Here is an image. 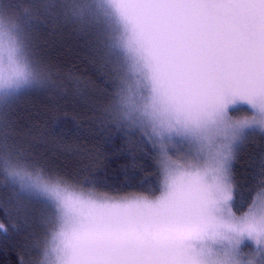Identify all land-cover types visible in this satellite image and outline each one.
<instances>
[{"label": "snow or ice", "instance_id": "snow-or-ice-1", "mask_svg": "<svg viewBox=\"0 0 264 264\" xmlns=\"http://www.w3.org/2000/svg\"><path fill=\"white\" fill-rule=\"evenodd\" d=\"M102 3L119 31L127 67L121 84L134 86L122 100L158 118V128L145 134L158 150L162 180L155 198L103 194L70 215L45 194L56 214L51 231L67 227V264H229L237 255L264 256V210L249 205L234 212L231 167L211 187L190 179L164 190L172 164L205 158L209 146L202 141L237 119L240 106L249 110L245 121L264 118V0ZM213 144L220 155L232 150L224 140ZM0 162L5 171L16 165L2 143ZM61 184L75 187L63 178ZM0 232H7L2 222ZM246 241L252 249H242Z\"/></svg>", "mask_w": 264, "mask_h": 264}, {"label": "trees", "instance_id": "trees-1", "mask_svg": "<svg viewBox=\"0 0 264 264\" xmlns=\"http://www.w3.org/2000/svg\"><path fill=\"white\" fill-rule=\"evenodd\" d=\"M0 18L27 43L45 77L41 86L22 88L0 105V143L13 162L102 195H159L155 148L139 130L118 128L108 111L127 67L90 0H0ZM262 160L264 133L256 132L231 165L237 214L264 195ZM17 191L0 162V222L7 229L0 232V264H19L18 257L33 264L34 245L46 233L49 210L38 202L45 212L28 226Z\"/></svg>", "mask_w": 264, "mask_h": 264}, {"label": "clouds", "instance_id": "clouds-1", "mask_svg": "<svg viewBox=\"0 0 264 264\" xmlns=\"http://www.w3.org/2000/svg\"><path fill=\"white\" fill-rule=\"evenodd\" d=\"M44 75L36 68L31 54L19 35L11 29H6L0 24V105L6 103L12 96L11 92L17 87L20 89L32 86H41L44 83ZM129 88L134 86L130 82L121 84L115 94V98L108 111L112 119L128 129H139L143 133L153 134L158 128V118L154 115H147L144 109L132 108L125 104L122 97L129 96ZM254 125L261 133H264V118L257 121H245L234 119L222 131L208 133L207 138L202 141L206 146L205 158L199 163H173L170 172L166 173L164 190L168 186H179L185 181L193 180L205 186L211 187L216 183L224 169L231 167V161L235 157L236 145L244 137L248 125ZM224 140L231 146V151L221 150L213 144ZM9 180L15 182L21 192L39 193L41 195L51 194L60 200L66 215L78 211L83 205L101 194L92 189L64 186L61 178H52L45 175L40 169H31L23 163L16 164L14 168L5 171ZM259 208L264 210V197L260 199ZM67 227L62 226L59 231H51L49 235L34 247L37 251V258L33 264H67L64 254ZM229 264H264V256L244 255L234 256Z\"/></svg>", "mask_w": 264, "mask_h": 264}, {"label": "rangeland", "instance_id": "rangeland-1", "mask_svg": "<svg viewBox=\"0 0 264 264\" xmlns=\"http://www.w3.org/2000/svg\"><path fill=\"white\" fill-rule=\"evenodd\" d=\"M91 2V6L95 12V14L97 15L101 25L104 28V31L106 33V35H108V39H109V44L110 46L114 49V51L116 53H118V55L123 59L124 63V57L122 55V52L120 51L119 47H118V37H119V31L115 26V22H114V18H113V14L111 13V11L103 5L102 0H90ZM3 19L0 18V24H2ZM3 26V24H2ZM4 27V26H3ZM6 29H11V27H4ZM13 30V29H11ZM17 35H19L18 33H16ZM126 65V63H125ZM23 94L19 95L22 96ZM233 111H237L236 109H233ZM249 114V110L244 108V106H240L239 110H238V115H237V119H245L246 116H248ZM140 131V130H139ZM141 132V131H140ZM258 133L260 132L258 128L256 127H252L249 129H246L243 140L236 145V149H235V155L236 153L240 150V148L242 147V145L244 144V142L246 141V139L248 138L249 135L253 134V133ZM141 134L143 135L144 139L149 142V140L146 138V134L141 132ZM174 142L177 146H179L181 143H183V141L180 138H175L174 137ZM150 143V142H149ZM156 150V159L157 162L159 160V155H158V150L155 148ZM171 152V149H170ZM10 183H13L18 190H20L18 188V186L15 184L14 181L10 180ZM21 191V190H20ZM17 193L19 195H21L19 198H17L16 202L17 205L21 208V214L24 218L25 221H27L28 226L33 225L34 222L36 221L35 218H38V214L42 212H45L44 210H49V214L46 217V221L44 222V226L46 227L45 232L42 235L41 241L46 238L50 231L53 230L55 228V210H54V205L43 195L39 194V193H24V192H18ZM102 195V194H101ZM158 196V195H157ZM264 196V195H262ZM135 197H140V195H131V196H127V197H116V198H135ZM261 197V196H260ZM260 197L256 200L255 205L253 207H259L260 204ZM155 198V197H152ZM150 198V199H152ZM43 204V208L40 205V203ZM41 215V216H42ZM35 220V221H34ZM38 220V219H37ZM34 221V222H33ZM253 245L251 244V242H245L244 245H242V249L244 250H250L252 249ZM35 251L36 248L34 247ZM30 257V256H29ZM37 258V251L35 254V259Z\"/></svg>", "mask_w": 264, "mask_h": 264}]
</instances>
